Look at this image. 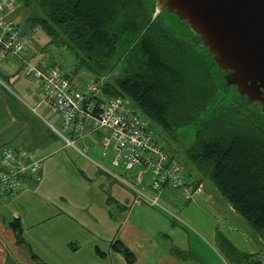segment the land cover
Wrapping results in <instances>:
<instances>
[{
	"label": "crops",
	"instance_id": "crops-1",
	"mask_svg": "<svg viewBox=\"0 0 264 264\" xmlns=\"http://www.w3.org/2000/svg\"><path fill=\"white\" fill-rule=\"evenodd\" d=\"M0 2L5 4L7 18L25 31L32 30L30 21L24 26L19 20L27 3ZM35 29L37 35L31 37L28 48L0 65V75L36 108L41 104L35 89L39 86L40 92L42 85L25 76L24 67L30 64L47 72L60 65L48 54L50 38L38 35L40 27ZM81 81L85 84L84 77ZM30 114L0 81V171L2 152L10 145L27 149L42 160L38 179L25 178L13 197L0 194V264H128L114 250L116 241L134 252V264H216L214 255L203 252L210 247L227 263L239 264L226 251L224 242L256 258L264 254V237L254 233L215 186L207 185L190 169L193 181L203 185L198 201H188L180 190L164 187L158 195L160 206L137 205L134 192L121 183L126 189L122 191L115 185L117 180L99 167L103 177L77 167L66 152L67 144L64 148L55 145L58 137H48L38 115ZM52 116L60 126L59 118ZM99 138L89 136L77 142L103 161ZM143 188L149 194L156 193L149 185ZM16 218L22 223L21 241L10 227ZM178 251L184 255L179 256Z\"/></svg>",
	"mask_w": 264,
	"mask_h": 264
},
{
	"label": "trees",
	"instance_id": "trees-1",
	"mask_svg": "<svg viewBox=\"0 0 264 264\" xmlns=\"http://www.w3.org/2000/svg\"><path fill=\"white\" fill-rule=\"evenodd\" d=\"M23 1L41 9L30 20L32 29L40 27L54 42L63 38L78 67L106 78L104 97L124 98L139 107L154 131L174 134L201 119L187 160L202 173L200 180L209 179L264 237V115L257 105L233 97L236 89L223 85L197 36L192 34L191 41L177 36L159 16L152 17L142 0ZM119 60L122 75L107 78ZM10 227L21 241V220L14 219ZM224 247L239 264H264L227 242ZM113 248L128 264L136 262L120 241Z\"/></svg>",
	"mask_w": 264,
	"mask_h": 264
},
{
	"label": "built area",
	"instance_id": "built-area-1",
	"mask_svg": "<svg viewBox=\"0 0 264 264\" xmlns=\"http://www.w3.org/2000/svg\"><path fill=\"white\" fill-rule=\"evenodd\" d=\"M4 10L5 4L0 2V65L19 57L36 35L35 28L25 31L15 20L7 18ZM24 74L41 82V103L59 118L60 128L51 126L68 145L76 147L78 139L100 137L102 159L110 166L96 162L97 166L131 189L135 204L160 206L158 195L164 187L181 190L188 201H198L201 197L203 185L193 181L182 162L172 157L155 137L142 110L124 98L102 97L106 78L88 76L81 85L80 77L63 75L58 65L43 72L28 64ZM78 150L87 156L85 148ZM2 158L1 195L13 197L19 193L25 178L38 179L42 160L35 153L10 145L3 150ZM111 167L119 169L121 174ZM145 185L156 193L146 192ZM259 260L264 262V254Z\"/></svg>",
	"mask_w": 264,
	"mask_h": 264
},
{
	"label": "water",
	"instance_id": "water-1",
	"mask_svg": "<svg viewBox=\"0 0 264 264\" xmlns=\"http://www.w3.org/2000/svg\"><path fill=\"white\" fill-rule=\"evenodd\" d=\"M197 36L227 89L264 115V0H155Z\"/></svg>",
	"mask_w": 264,
	"mask_h": 264
},
{
	"label": "rangeland",
	"instance_id": "rangeland-1",
	"mask_svg": "<svg viewBox=\"0 0 264 264\" xmlns=\"http://www.w3.org/2000/svg\"><path fill=\"white\" fill-rule=\"evenodd\" d=\"M19 1H21V0H19ZM142 1L145 3L146 7L148 8V11L152 14V17L155 18V16H156V15H154L155 0H142ZM23 3H25V2L23 1ZM22 11H23L22 13L24 14V17L19 19V20H20L21 24H23L24 26L30 25L28 22L30 20H32L33 17H35L41 13V9L36 4H28V5L24 6ZM158 20L166 28H168L170 31L175 33L177 36H179V37H181L187 41L192 40V32H191L190 28L184 22L178 20L171 13L166 12V11L162 12L160 14V16L158 17ZM39 32H38L39 36H40V34H43L45 38L49 37L48 35L45 34L46 32L43 29H40ZM49 38L51 40V43H50L51 45L50 44L47 45V50L49 51L48 54H50V56L56 62H58V64L61 66V72L63 75H66V74L70 75L71 73H75V72L77 73L78 72V75L82 80H83V77L85 79V78H88V76L89 77L94 76V75L90 74L89 72H87L84 67H81V66L78 67L77 66L78 60L76 59L74 52L61 43L63 38L59 39L58 42H54V39H52L51 37H49ZM121 65L122 64H121L120 60L117 63H115L114 65H112L113 69H112V71H110L106 75L107 78L110 77L111 79H117L118 77H120V75H122ZM76 68H77V71H76ZM86 75H87V77H86ZM0 81L2 82V84L4 86L7 87V89L10 90L11 93H13L15 95V97L18 98V100H20V102L24 106V109L26 108L32 115H35V114L38 115L39 120L48 129L46 131V133L48 134V137H51L52 134L55 135L56 137H58L57 138L58 140L57 139L55 140V142H56L55 145L61 144V147L64 148V145L67 143L65 142V140L63 138H61L57 133L54 132V130L51 126V125H54L55 127L60 128V126L56 122V118L54 119L50 110L46 107L45 104L41 103V90L39 92V86L37 87V90L35 89V95H36L38 101H40L41 105H39L38 107L35 108L34 106H32L30 104L29 100L26 99V97L22 94V92L16 88V86H13L7 82H4L2 80L1 75H0ZM232 102L235 103L236 105H239V103L236 101H232ZM29 108L35 114H33ZM24 114H25V112H24ZM202 118H204V117H202ZM200 122H201V119L198 120L196 123H192L188 126H185V127L178 129L174 134H170L169 132H165V131L160 130L159 128H156L155 137L157 139H159L170 150V152L182 162V164L186 168H188L192 172H194L195 175H200V177H201L202 173H200L193 165H191L190 162L187 160V157H186V152L195 139V134H196V131L200 125ZM42 131L44 132L45 130H42ZM91 139H86V141L88 143H90V142H92ZM67 146L68 147H65L66 152L72 156V158L76 162L77 167L81 168V170L87 171L88 174L96 173V174H99L100 177L104 176V174H102V172H99L100 170H99L98 166L95 165L94 163L97 162V163H100L102 165L105 164L106 166H110L109 162L100 161V159L95 154L96 153L95 151H90L89 153L86 151L87 156L81 154V152H79V150H78V148L83 149L84 145L81 142H77L76 147L72 146V145L70 146L68 144H67ZM63 152H65V151H63ZM62 157H64V156H62ZM87 157H89L90 160ZM111 169L115 173L121 174V171L119 169L112 168V167H111ZM131 174H132V172L129 173L130 176H131ZM203 180L205 181V183L207 185L214 187L213 183L209 179L203 178ZM115 185L117 187H119L120 189H122V191L123 190H124V192L126 191V189L121 185L120 181H118V180L115 181ZM193 202H196V201H193ZM254 233H256V232L254 231ZM199 248H201V247H199ZM212 249L213 248L210 247L208 249L209 252L206 249H203V252L205 254H207L208 256L214 255L216 264H229V263H227L226 259H224V256L220 257L216 248L213 250ZM211 251H213L212 252L213 254H211Z\"/></svg>",
	"mask_w": 264,
	"mask_h": 264
},
{
	"label": "bare ground",
	"instance_id": "bare-ground-1",
	"mask_svg": "<svg viewBox=\"0 0 264 264\" xmlns=\"http://www.w3.org/2000/svg\"><path fill=\"white\" fill-rule=\"evenodd\" d=\"M102 97H104V95L102 94ZM106 98V97H105ZM100 143V142H99ZM100 146H101V144H100ZM170 151V150H169Z\"/></svg>",
	"mask_w": 264,
	"mask_h": 264
}]
</instances>
